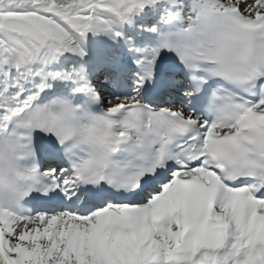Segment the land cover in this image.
Instances as JSON below:
<instances>
[{
  "label": "snow or ice",
  "instance_id": "1",
  "mask_svg": "<svg viewBox=\"0 0 264 264\" xmlns=\"http://www.w3.org/2000/svg\"><path fill=\"white\" fill-rule=\"evenodd\" d=\"M0 264H264V0H0Z\"/></svg>",
  "mask_w": 264,
  "mask_h": 264
}]
</instances>
